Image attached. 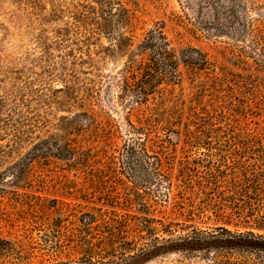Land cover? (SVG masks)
Instances as JSON below:
<instances>
[{
  "label": "rangeland",
  "instance_id": "obj_1",
  "mask_svg": "<svg viewBox=\"0 0 264 264\" xmlns=\"http://www.w3.org/2000/svg\"><path fill=\"white\" fill-rule=\"evenodd\" d=\"M126 2L136 20L135 45L160 26L173 47L205 54L216 75L243 74L236 45L187 24L186 15L197 12L196 0ZM86 3L93 0H0V99L7 106L0 111V264H133L154 246L193 237L196 230L208 236L219 226L264 236V229L251 224L225 225L207 201L173 196L179 160L192 162L200 156L194 150L183 156L177 147L163 158L160 143L142 141L154 186L126 168L129 124L162 129L172 120L182 133L189 111L214 99L205 88L209 75L179 63L174 78L155 84L146 104L134 106L136 98L122 84L127 55L114 46V28L98 36L90 23L87 35L82 30L75 35L72 14ZM108 11L112 19L114 9ZM67 24L66 48L59 54L54 43ZM65 88L67 96L57 92ZM47 136L70 155L46 157L14 181L12 174L21 169L11 165L17 155L28 154ZM15 137L19 149L12 153ZM171 139L178 144L176 135ZM143 264H264V254L177 252Z\"/></svg>",
  "mask_w": 264,
  "mask_h": 264
},
{
  "label": "trees",
  "instance_id": "obj_2",
  "mask_svg": "<svg viewBox=\"0 0 264 264\" xmlns=\"http://www.w3.org/2000/svg\"><path fill=\"white\" fill-rule=\"evenodd\" d=\"M126 1L93 0V5H77L72 14V28L77 36L81 34L80 30L87 35L86 26L90 23L98 36L107 26L114 28V46L119 55H127L121 72L122 84L124 90L133 93L136 98L134 106L146 104L155 84L174 78L179 63L189 72L200 71L209 75L205 88L214 97L208 104H200L197 112L189 111L182 133L174 129L172 120H168L162 129H147L143 125L137 128L129 124L124 148L126 168L133 174H143V183L154 186L157 182L152 165L147 160L148 152L140 148L142 141L160 143L158 150L163 158L172 157L177 147H180L183 156L189 149L194 150L200 156L192 162L185 158L179 160L176 187H170V191H176L173 196L182 200L196 198L207 201V206H213L211 213L217 219L226 221L227 226L236 227L243 223L263 230L264 0H259V3L258 0H196V14L192 17L185 14L187 24L194 30L215 40L225 37L238 47L237 62L241 63L239 69L243 74H231L230 78L216 75L213 62L200 51L192 47H173L160 26L146 32L135 45L136 20ZM186 7L190 10L188 4ZM111 8L114 9L112 19L108 11ZM202 11L206 13L202 14ZM69 29L67 24L57 32L59 36L54 44L60 49L59 54L66 48L64 37ZM227 45L230 46L229 43ZM47 56L46 51L45 58ZM65 56L69 54L61 55L59 59ZM62 90L57 92L67 96L68 88ZM219 90L226 91L228 95ZM5 99L8 100L9 96L6 95ZM3 107L7 106L2 98L0 111ZM172 134L176 135L178 144L173 143ZM136 135V138L132 137ZM49 137L39 139L28 154L17 155L11 165L18 163L21 169L18 174H12L14 181L31 174L34 165L46 157L67 159L70 155L68 148ZM62 140L59 137L60 143ZM19 141L15 137L11 144L12 153L19 149ZM211 250L264 254V236L251 231L233 232L223 226L217 227L208 236L196 230L193 237L170 241L139 253L132 263L143 264L177 252Z\"/></svg>",
  "mask_w": 264,
  "mask_h": 264
}]
</instances>
